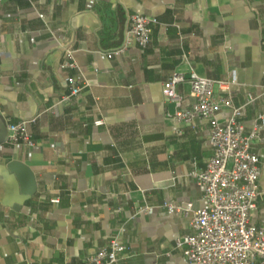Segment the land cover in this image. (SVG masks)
Segmentation results:
<instances>
[{
	"label": "crops",
	"instance_id": "obj_1",
	"mask_svg": "<svg viewBox=\"0 0 264 264\" xmlns=\"http://www.w3.org/2000/svg\"><path fill=\"white\" fill-rule=\"evenodd\" d=\"M135 12L159 18L150 42L110 55ZM67 48L76 68L61 66ZM80 71L85 87L61 101ZM0 72V264H75L117 233V264H195L175 247L205 205L192 173L213 154L208 119L177 115L196 101L193 72L235 79L240 120L262 126L251 222L264 227V0H0ZM175 72L180 103L163 92ZM23 119L33 145L9 141Z\"/></svg>",
	"mask_w": 264,
	"mask_h": 264
},
{
	"label": "built area",
	"instance_id": "obj_2",
	"mask_svg": "<svg viewBox=\"0 0 264 264\" xmlns=\"http://www.w3.org/2000/svg\"><path fill=\"white\" fill-rule=\"evenodd\" d=\"M157 23L160 20L156 16L139 12L131 14L122 44L109 54L123 52L133 43L145 47L151 40L152 25ZM64 57L62 68L77 67L71 48L65 50ZM189 78L196 101L192 106L177 111V115L186 121H194L198 117L208 119L213 154L203 170L192 173L204 189L205 205L194 209L192 232L179 236L175 247L195 264H253L256 261L264 264V227H257L251 222V213L257 208L256 199L260 194L261 173V157L252 150V141L263 139L262 126L256 123L247 131L240 120L245 107L233 101L232 85L236 83L235 79H216L195 72ZM186 79L182 72L173 73L164 82L165 96L180 103L177 86ZM67 81L69 92L62 96L61 101L80 93L86 85L81 71L78 75L69 74ZM252 100L254 96L251 95ZM224 107L231 108L232 112L221 121L218 114ZM258 117L263 119L264 113ZM33 121L23 119L10 122L9 141L33 145L35 142L30 129ZM102 122V119L96 120V123ZM165 204L173 211L187 212L192 209L190 202L187 206L173 201ZM141 210L145 209L140 208L136 213ZM127 250V244L117 233L107 245L75 264H117Z\"/></svg>",
	"mask_w": 264,
	"mask_h": 264
}]
</instances>
